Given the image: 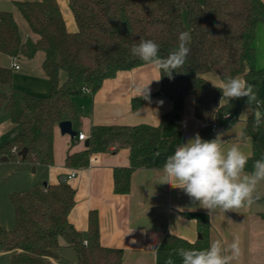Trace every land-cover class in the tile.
Returning <instances> with one entry per match:
<instances>
[{"label":"trees","instance_id":"16d2710c","mask_svg":"<svg viewBox=\"0 0 264 264\" xmlns=\"http://www.w3.org/2000/svg\"><path fill=\"white\" fill-rule=\"evenodd\" d=\"M77 26L68 31L56 0H18L15 5L32 32L33 41L20 37L12 12L0 10V53L10 57L32 58L37 51L44 54L41 67L51 88L47 97H36L12 86V68L0 65V109L19 128L5 146L0 148V160L6 156L32 164L53 162L52 134L61 120L76 122L77 107L73 96L87 85L97 91L105 78L121 69H130L145 62L131 54V46L141 39L153 40L159 55L167 57L178 47V36L190 35V53L185 65L172 73L161 74L160 92L173 102V108L183 109L187 94L194 97V114L209 130L214 118L229 113L232 121L239 119L240 110L248 106L247 97L222 99L220 89L203 77L214 72L222 79L243 77L254 85V92L264 81V67H256L255 29L264 24V0H68ZM185 9L186 22L182 15ZM151 94H149V97ZM257 98V97H256ZM259 109L264 98L258 99ZM145 101L133 98L137 109ZM249 106L257 107L255 101ZM256 126L250 117L243 135H252ZM87 148L66 155L65 164L79 168L88 164L89 156L98 152H116L126 148L128 167L113 171L114 190L126 193L130 189L132 170L142 156L166 149L168 140L161 136L160 126L93 125ZM26 147L22 158L18 151ZM264 151L249 157L246 170H252ZM14 208V228L0 225V247L10 252L11 263L65 264L57 253L63 239L76 254V264H121V248L103 246L95 212L88 215V228L83 235L68 220L73 205L74 190L67 182L36 183L26 190L10 194ZM260 200L264 201V197ZM196 220L199 239L190 243L173 235H165L158 247L208 248L209 220L205 213L188 214ZM264 216V212L262 213Z\"/></svg>","mask_w":264,"mask_h":264},{"label":"crops","instance_id":"0c3cea01","mask_svg":"<svg viewBox=\"0 0 264 264\" xmlns=\"http://www.w3.org/2000/svg\"><path fill=\"white\" fill-rule=\"evenodd\" d=\"M15 1L18 0H0V10L12 12L23 40L30 38L35 41L38 35L30 30ZM56 1L67 30L76 31L77 26L68 0ZM262 27V23H258L255 31ZM256 54L260 55L258 52ZM43 57L42 51H37L32 58L10 57L1 53L0 65L12 68V86L15 89L32 96L47 97L52 88L41 67ZM14 63L18 68H13ZM263 66L264 60L258 57L256 67ZM213 75L217 74L206 72L203 77L209 82ZM159 78V70L144 63L130 69L118 70L114 76L105 78L97 91H81L74 95L72 99L77 107L78 121H71V125L77 133L82 132L87 137L77 140L67 133L62 134L56 123L52 134L53 162L51 165L27 162L32 167V173H37L38 180L46 183L60 182V176H67L65 182L73 188L75 197L68 213L69 222L85 235L88 215L95 212L99 242L103 246L121 248V264H166L169 257L174 264H181L175 250L160 249L158 245L167 234L190 243L198 240L200 235L196 220L188 216L192 212H201L208 216V247L211 241L217 239L225 246L238 240L240 256L233 264H264L263 200L256 201L250 207L227 212L217 209L209 216V211L200 207L198 202H193L183 190L159 183L167 157L174 153L179 144L187 142L197 133L204 140L214 139L217 133H223L225 149L236 143L243 152L252 157L259 151H264V129H255L249 136L243 135V128L251 117L243 115L248 110V106L244 105L238 120L219 117L216 118L218 126L214 132L203 130L204 124L194 114L193 95L187 94L183 100V109L176 110L172 100L160 92ZM145 86L151 94L150 99L133 109L132 99L141 96L140 89ZM256 97L264 98V81L256 91ZM259 110L264 113V106ZM128 124L160 126L161 136L168 140L165 150L138 159V166L131 172L128 192H115L113 183L114 168L129 165L126 148L113 153H93L89 156L88 164L83 167L74 168L65 164L67 154L87 148L88 145L85 146L84 143L90 137L93 125ZM7 160V157L1 158L0 162ZM71 172L75 174L68 178ZM258 192L264 197V182L258 186ZM60 243V246L67 245L66 242Z\"/></svg>","mask_w":264,"mask_h":264},{"label":"clouds","instance_id":"9594fccd","mask_svg":"<svg viewBox=\"0 0 264 264\" xmlns=\"http://www.w3.org/2000/svg\"><path fill=\"white\" fill-rule=\"evenodd\" d=\"M189 42V33L181 32L178 47L167 57L159 55L160 46L150 39H141L131 46L130 51L133 56L172 79V73L185 65L190 53ZM209 82L221 90V100L247 97L248 110L243 115L251 116L256 126L264 123V113L259 110L260 102L256 98L254 85L243 76L222 79L219 75H213ZM140 92L141 98L150 99L147 86ZM253 101L257 104L255 109L249 107ZM223 135L217 133L214 139L204 140L197 133L176 147L161 170L159 183L183 190L193 202L208 210L209 216L217 209L227 212L250 207L261 199L258 186L264 182V157L256 160L253 170L247 172L249 155L236 143L225 149ZM175 253L181 264H233L240 256V246L238 240L225 246L217 239L211 241L206 249L178 248ZM166 264H174L173 259L169 257Z\"/></svg>","mask_w":264,"mask_h":264},{"label":"rangeland","instance_id":"374dc122","mask_svg":"<svg viewBox=\"0 0 264 264\" xmlns=\"http://www.w3.org/2000/svg\"><path fill=\"white\" fill-rule=\"evenodd\" d=\"M183 17L186 22L185 9L183 8ZM264 26V24H262ZM254 46L257 56L264 60V27L255 31ZM1 54V53H0ZM256 59V60H257ZM264 67V66H263ZM0 148L17 134L18 127L14 126L7 111L0 109ZM37 173H32V167L26 161L11 160L0 162V225L5 230H11L14 226V208L10 201V194L28 189L33 184L42 183L38 180ZM60 242L65 243L63 239ZM57 253L60 260L65 264H76L75 251L67 245L60 246ZM0 264H20L11 263L10 252L0 247Z\"/></svg>","mask_w":264,"mask_h":264},{"label":"water","instance_id":"95a60500","mask_svg":"<svg viewBox=\"0 0 264 264\" xmlns=\"http://www.w3.org/2000/svg\"><path fill=\"white\" fill-rule=\"evenodd\" d=\"M58 127L60 129V132L63 134V133H67L70 137L74 138L76 135H77V131L74 130L72 128V125H71V120H61L58 122ZM89 143V140L88 138L86 139L85 141V146H87ZM27 152V148L26 147H22L18 153H20L21 157L23 158L25 156ZM2 159H6V156H3ZM66 175H62L59 177L58 181L60 182H65L66 180ZM46 183V182H44Z\"/></svg>","mask_w":264,"mask_h":264},{"label":"built area","instance_id":"2783aa9c","mask_svg":"<svg viewBox=\"0 0 264 264\" xmlns=\"http://www.w3.org/2000/svg\"><path fill=\"white\" fill-rule=\"evenodd\" d=\"M13 68H15V69L18 68V65H17L16 63H14V64H13ZM81 89H82V91H84V92H86V93L91 92L90 87L87 86V85L82 86ZM220 117L225 118V119H230V118H231V116H230L229 113H223ZM217 126H218V125H217V122H216V118H214L213 121H212V124H211L209 130L212 131V132H214V131L216 130V127H217ZM86 137H87V136H85V134L82 133V132H78L77 135L75 136V138H76L77 140H84ZM74 174H75L74 172H71V173L68 175V178L73 177Z\"/></svg>","mask_w":264,"mask_h":264}]
</instances>
